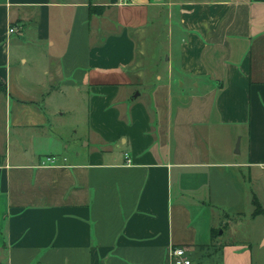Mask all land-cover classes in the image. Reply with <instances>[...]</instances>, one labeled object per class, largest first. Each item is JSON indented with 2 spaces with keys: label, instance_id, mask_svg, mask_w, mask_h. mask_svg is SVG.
<instances>
[{
  "label": "crops",
  "instance_id": "0c3cea01",
  "mask_svg": "<svg viewBox=\"0 0 264 264\" xmlns=\"http://www.w3.org/2000/svg\"><path fill=\"white\" fill-rule=\"evenodd\" d=\"M254 197L264 0H0V264H264Z\"/></svg>",
  "mask_w": 264,
  "mask_h": 264
},
{
  "label": "rangeland",
  "instance_id": "374dc122",
  "mask_svg": "<svg viewBox=\"0 0 264 264\" xmlns=\"http://www.w3.org/2000/svg\"><path fill=\"white\" fill-rule=\"evenodd\" d=\"M59 32L60 31H58L56 28L55 33H54V38L56 39L57 43L55 44V46H53V49L54 48L57 49L58 45L60 43L59 42ZM44 46L47 48H50V49L52 48V46L49 44V42H45ZM150 46H149V49L147 50L148 53L145 57L146 58V67L151 71L153 69L159 68V70L164 72L165 71L164 65L166 62L163 59L165 56L164 55L160 56L159 52H161V51L164 52L165 43L161 42L157 46L156 45H153L151 47ZM144 87L145 86L142 85L140 87V89L143 91ZM77 119L79 121L83 120L82 117H81V119L79 117ZM83 122H84V120L81 121V123L84 125ZM8 126H10V124H8ZM11 134H13V133H11V131H9L8 128H7V130H6V127L3 128L4 145H6L7 140L10 139ZM9 143H10V141H9ZM79 147H81V146H79ZM262 223H264V216H262V215L257 216L256 218H243L242 222L239 224L238 231L236 232L235 237L238 239L252 240V242H254L257 235L260 232L259 230L262 226Z\"/></svg>",
  "mask_w": 264,
  "mask_h": 264
},
{
  "label": "built area",
  "instance_id": "2783aa9c",
  "mask_svg": "<svg viewBox=\"0 0 264 264\" xmlns=\"http://www.w3.org/2000/svg\"><path fill=\"white\" fill-rule=\"evenodd\" d=\"M127 0H118L119 3H123ZM16 28L14 26H10V31H14ZM128 160L129 157L127 156ZM49 161H51L53 158L48 157ZM172 256L174 257L175 264H191V259L187 257L186 255V249L184 247H174L172 249Z\"/></svg>",
  "mask_w": 264,
  "mask_h": 264
},
{
  "label": "trees",
  "instance_id": "16d2710c",
  "mask_svg": "<svg viewBox=\"0 0 264 264\" xmlns=\"http://www.w3.org/2000/svg\"><path fill=\"white\" fill-rule=\"evenodd\" d=\"M105 8H106V5H93L92 4L90 6L91 12L96 13V14L103 13ZM253 203L255 205V209L253 211L254 215L259 214V213H264V208L260 205L256 197L253 198Z\"/></svg>",
  "mask_w": 264,
  "mask_h": 264
}]
</instances>
